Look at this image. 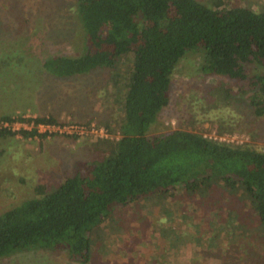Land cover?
Listing matches in <instances>:
<instances>
[{
    "label": "trees",
    "instance_id": "1",
    "mask_svg": "<svg viewBox=\"0 0 264 264\" xmlns=\"http://www.w3.org/2000/svg\"><path fill=\"white\" fill-rule=\"evenodd\" d=\"M29 2L0 0V32L9 28L8 33L19 37L9 48L13 54L22 50L18 41L27 28L47 32ZM211 2L73 0L72 10L62 18L64 24L75 23L70 32L80 29L75 41L73 33L46 38L50 45L38 55L48 56L38 62L25 55L30 52L27 46L24 55L0 53L1 83L12 75L13 62L23 74L36 73V79L45 74L65 80L109 70L108 99L114 111L112 119L100 123L109 136L94 138L90 159L79 163L72 176L54 188L36 186L33 197L0 214V260L32 250L61 251L78 264L109 260L112 252L104 247L110 245L104 229H111V235L122 230L114 217L117 211L142 201L176 198L181 191L199 197L203 212L211 211L214 217L197 219L187 210L178 214L182 205L176 202L177 210L167 213L166 224L155 227L161 234L156 248L166 263L186 245L232 247L256 231L252 223H259L264 235V150L187 130L149 135L170 105L179 63L196 52L201 54V73L217 81L216 87L202 92L200 103L207 99L210 109L230 107L234 89L245 85L255 93L251 105L256 133L257 124L264 121V72H257L264 68V10L229 0ZM52 38L70 43L71 51L56 47ZM0 123L9 124L0 126V139L45 138L49 134L39 133L40 125L64 126L52 116L3 114ZM16 123L31 125L32 130L15 131ZM214 127L219 135L237 129L228 120ZM191 221L193 230L185 231Z\"/></svg>",
    "mask_w": 264,
    "mask_h": 264
},
{
    "label": "rangeland",
    "instance_id": "2",
    "mask_svg": "<svg viewBox=\"0 0 264 264\" xmlns=\"http://www.w3.org/2000/svg\"><path fill=\"white\" fill-rule=\"evenodd\" d=\"M200 1L206 5L212 3V0ZM229 3L240 4L255 11L264 10V0H229ZM31 5L38 11L35 19L38 16L42 18V27L47 32L39 31L33 25L30 27L32 30L27 28L21 34L25 37L18 41L22 50L13 54L9 48L19 37L16 34L13 37L12 32L8 33L9 28L4 27L0 32V38L5 39L4 42L2 39L0 41V53L24 55L27 46L30 52H25V55H31L34 62H38V58L48 56L38 55L41 52L39 49L46 51L50 45L46 38L56 37L62 33L67 35L73 33V41H75L80 29L70 32V28L76 27L75 23L70 20L64 24L62 18L67 9L72 10L73 0H32L28 3V6ZM71 13L73 14L72 11ZM51 40L57 43L56 47L62 51L70 52L72 49L70 43L62 39ZM200 55V52L190 53L179 63L172 78L170 105L160 113L149 135L187 130L223 142L250 144L258 150H264V121L257 124L258 133L254 124L256 118L251 105V98L255 94L253 89L245 85L237 86L233 93L235 100L230 107L210 109L209 107L212 106L207 99L200 103L202 92L211 90L217 83L216 78L201 73ZM16 65V62L11 64L10 70L14 69L12 75L3 76V84L0 82V116L3 114L25 118L52 116L64 125L83 126L90 123V127L94 125L96 130L91 132L90 128H86L88 132L78 139L62 134H53L45 138L36 136L24 138L22 135H17L0 139V214L33 197L36 186L44 184L48 188H54L66 177L72 176L77 171L79 163L90 159L94 138L102 136L101 132L97 131L104 129L100 124L101 121L110 120L114 116L113 105L108 99L109 70H96L85 76L65 80L54 79L45 74L36 79V73L23 74L22 71L16 70L18 68ZM257 72H264V68H258ZM202 104H205L204 108ZM221 120H228L234 124L237 128L236 132L219 135L214 126ZM21 129L30 131L32 126L22 123L13 125V130ZM93 133H100V136L95 137L97 134ZM200 201L199 197L181 191L176 198L162 202L142 201L117 211L114 217L118 219L117 223L122 230L119 229L117 233L111 235V229L107 227L104 229L110 240V245L104 247H107L112 254L109 260H99L93 264H264V235L258 231L257 222L251 225L256 231L253 230L244 236L239 243L236 240V244L232 247L210 250L206 247L186 245L168 259L171 263L161 259L160 252L156 248V242L161 234L155 230V227L164 226L167 222L165 218L168 217L167 213L177 209L178 214L187 210L188 215L197 219L203 216L212 219L214 216L211 211L203 212L201 209L203 204ZM166 202L170 204L166 205ZM176 202L177 205L182 206L176 209ZM193 223L194 221H191L187 224L184 230H193L191 226ZM97 246H100V243ZM0 264L78 263L72 262L61 251L32 250L3 258Z\"/></svg>",
    "mask_w": 264,
    "mask_h": 264
},
{
    "label": "built area",
    "instance_id": "3",
    "mask_svg": "<svg viewBox=\"0 0 264 264\" xmlns=\"http://www.w3.org/2000/svg\"><path fill=\"white\" fill-rule=\"evenodd\" d=\"M17 124H20V123H16V125ZM0 126L8 127L9 124H7V123H0ZM90 126H86V125H83V126H79V125H64V126L40 125L38 127V129H39V133H41V134L48 133L49 135H51V134L52 135L53 134H62V135H64L65 134V135H78V136H82V135H84V134H86L88 132L87 129H89V128H90L89 131H91V132L94 129L96 130V127L94 125H92V127H90ZM12 128H13V126H12ZM97 131L101 132L102 136H100V133H93V134H97V135H95V137H99L100 136L101 138H104L105 135H108L105 129H102V130L99 129ZM103 132H105L106 134H103ZM105 138H107V137H105Z\"/></svg>",
    "mask_w": 264,
    "mask_h": 264
}]
</instances>
